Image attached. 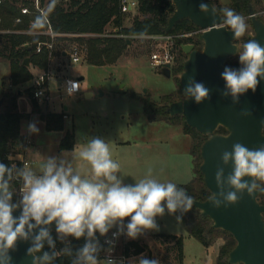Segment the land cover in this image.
<instances>
[{
    "label": "clouds",
    "instance_id": "clouds-1",
    "mask_svg": "<svg viewBox=\"0 0 264 264\" xmlns=\"http://www.w3.org/2000/svg\"><path fill=\"white\" fill-rule=\"evenodd\" d=\"M54 5L55 0H52L49 8ZM200 10L207 14L209 6L201 3ZM222 12L223 25L232 31L234 38L243 37L248 28L245 18L231 8H224ZM211 14L215 15L213 9ZM43 24V17L38 16L32 27L38 29ZM236 55L240 66L224 67L221 73L224 88L220 93L224 98L231 97L234 105L249 90L255 93L264 80V46L256 40H248L242 50L237 49ZM76 89L73 83L68 94ZM184 94L196 104L210 99V89L193 77L189 78ZM240 115L250 116L251 112L244 110ZM29 131L37 133L38 129L32 124ZM73 159L83 162L80 169L57 157H48L38 172L28 165L17 168L0 163V264H11L9 251L15 249L18 240H31L27 255L32 258V264H54L62 255L73 257L71 264H100L102 246L97 233L106 236L117 227L113 240L119 235L136 239L147 230H159L156 217L166 211L170 215L179 213L176 220L180 222L192 207L193 198L184 188L153 178L151 169L134 184H125L109 142L101 138L89 139L75 151ZM220 159L223 167L218 165L215 172L219 192L208 198L214 208L235 205L245 193L252 197L264 192V145L250 149L237 142L231 151H224ZM84 166L88 168L86 172L82 171ZM228 166L231 171L225 176ZM13 181L21 184L19 199L15 201ZM18 209L17 217L13 213ZM53 222L61 242L68 237L85 238L84 245L74 256L67 244L56 250L50 227ZM107 243L111 245L113 241ZM45 244L51 251H44ZM107 252L104 264H117L110 256L111 248ZM137 264H160V261L141 255Z\"/></svg>",
    "mask_w": 264,
    "mask_h": 264
},
{
    "label": "rangeland",
    "instance_id": "rangeland-1",
    "mask_svg": "<svg viewBox=\"0 0 264 264\" xmlns=\"http://www.w3.org/2000/svg\"><path fill=\"white\" fill-rule=\"evenodd\" d=\"M216 4H227L229 0H211ZM22 4V2H19ZM258 15L264 17V0L255 7ZM142 15L136 9L129 12L124 20L125 26L132 24L133 18ZM245 18V17H244ZM247 19L245 18V22ZM243 37L236 40L238 49L242 50L247 42V35L252 34L250 23ZM129 41L127 47L119 58L112 64L103 66L90 65L85 62V51L81 49L82 60L77 64H71L67 56L56 51L49 57L46 69L54 76L50 82L51 101L38 103L43 111L48 104V111L64 112L65 126L74 130L75 148L72 153L64 152L57 155L58 134L43 132L36 137V143L31 145L33 152L28 156L29 167L39 171L41 164L48 157L63 158L73 164L74 168L80 169L82 161L73 159L75 151L91 138L112 139L117 138L123 143L112 145L109 143L113 159L120 164V175L125 184H134L152 170L153 178L161 182H173L186 184L193 178V158L190 153L191 136L185 135L180 126H172L165 121H148L143 114L142 102L132 98V93L144 94L145 89L154 100L161 96L174 93L177 88V78L180 73H171L170 77L161 74L160 68L152 67L149 63L151 52L158 44L149 36H124ZM63 45L59 49L69 50L77 44L76 40H62ZM185 43V42H182ZM196 47H201L199 40ZM81 46V45H80ZM82 48V47H81ZM180 46L176 43V65L183 62L186 54H180ZM238 59V56H234ZM29 71L32 75L27 83L15 87L10 85L9 63L0 56V98L4 91H21L18 97V110L31 112L33 99L25 91L31 88L33 78L43 72L34 63H29ZM83 77L80 82V92L71 94L58 91L63 80L68 78ZM60 90V89H59ZM92 91L91 95H85V91ZM18 91V92H19ZM146 94V93H145ZM183 99V98H181ZM5 101L1 108L4 107ZM57 113V112H56ZM32 114V113H31ZM28 117L30 119L31 117ZM108 142V141H106ZM43 147L41 152L37 147ZM36 148L38 152L36 151ZM84 166L82 171H87ZM190 222L196 221V213L192 214ZM159 230H147L135 240L140 246L145 247L142 255L149 259H158L160 264H176V250L170 243H159L155 236L177 234L183 238V264H208L211 260V251L205 247L186 230L182 221L177 222L176 215L165 212L163 216L156 217ZM117 229L113 227L111 230ZM129 239V238H128ZM223 240V239H222ZM224 241V240H223ZM122 249H120L121 251ZM139 255L134 254L133 248L127 253V263L137 264ZM104 264V262H100Z\"/></svg>",
    "mask_w": 264,
    "mask_h": 264
},
{
    "label": "trees",
    "instance_id": "trees-1",
    "mask_svg": "<svg viewBox=\"0 0 264 264\" xmlns=\"http://www.w3.org/2000/svg\"><path fill=\"white\" fill-rule=\"evenodd\" d=\"M29 0H1L0 1V27L4 29H26L28 19L24 20L21 25L14 26V18L18 15L19 2L28 3ZM211 1V0H210ZM52 0H41V4L46 8L51 29L59 34L54 39L51 54L54 55L64 41L76 40L81 49L85 51V62L90 65L103 66L114 63L127 47V38L124 36H150L156 34H178L194 29H199L193 25L188 19H183L175 24L169 31L165 32L163 27L167 25L168 18L174 11L175 7L171 0H137V10L142 17L133 18L130 26L124 25V20L128 13L121 10L122 0H55L54 7L49 8ZM212 2V1H211ZM262 0H229L227 4H216V8L222 14V9L231 8L237 14L245 17L247 23H250L248 17V9L250 6L256 11L257 4H261ZM213 4V2H212ZM214 5V4H213ZM257 12V11H256ZM264 21V17L258 15ZM37 18V17H36ZM46 26L37 30H45ZM117 29V31H114ZM69 35V36H62ZM50 40L46 35H29L22 33H0V56H3L9 63V79L10 85L19 87L29 80L32 75L29 67L24 65V60L29 59V63H34L40 69H46L49 63V50L43 49L42 52L36 53L35 46L38 41ZM201 47L203 45L201 38L198 39ZM248 41L249 39L246 38ZM182 42H188L185 39H177L176 43L180 45ZM198 47V48H201ZM180 54H183L180 48ZM184 55V54H183ZM226 66L238 68L239 60L232 57L227 60ZM183 71V62L171 68V73L178 74ZM178 88L174 93L166 94L159 100H154L148 94L132 93L130 96L142 102L143 114L148 121H165L171 125H182L183 132L191 136L190 153L193 158V178L186 184H178V187L184 188L188 195L196 200H205L210 196V192L206 188L202 174L199 170L201 163L200 145L208 137L198 133L195 129L189 127L182 115L171 116L165 112L167 106L175 100L184 98L183 89L177 78ZM20 89H18L19 91ZM18 91H4L2 97L6 102L4 107L0 109V163L8 166L15 165L17 168L23 167V159H17L15 155L23 154L25 151L26 139L20 133L21 121L27 119L31 113L40 111L36 100L32 97L30 87L25 89L33 99V108L31 112L18 110ZM65 113L43 112L41 118L45 122V128L48 131L63 130ZM217 133H227L223 127H219ZM75 147V134L73 129L67 130L65 135L59 142L58 153L65 150H73ZM17 181H13L12 190L18 186ZM14 201L17 197L14 193ZM260 203L264 204V192H260ZM196 213V221L190 222L192 214ZM179 215V213L175 214ZM264 217V214H263ZM182 222L189 234L198 240L203 246H210L216 239L222 238L224 243L219 247L215 264L228 263V253L235 246L236 241L233 236L222 230L212 227V222L208 218H202L200 211L192 207L183 214ZM51 235L56 243V250L63 249L66 244L71 248L73 256L84 243L85 238L79 240L74 237H68L67 241L61 242L57 238L55 228H51ZM99 240L101 253L104 251V237L96 234ZM159 243H170L174 245L176 250V264L183 263V238L175 234L156 235ZM133 248L134 254L139 255L145 251V247L140 246L137 241L130 240L126 247L125 253ZM44 251H51L45 244ZM39 255V253H38ZM73 257L60 256L54 264H71Z\"/></svg>",
    "mask_w": 264,
    "mask_h": 264
},
{
    "label": "water",
    "instance_id": "water-1",
    "mask_svg": "<svg viewBox=\"0 0 264 264\" xmlns=\"http://www.w3.org/2000/svg\"><path fill=\"white\" fill-rule=\"evenodd\" d=\"M175 9L163 27L169 32L177 22L188 19L202 31L200 38L202 47L194 43H183L181 49L187 58L183 61V71L179 80L183 89L187 86L190 77L202 82L210 89V99L201 104L184 94L183 99L172 101L165 112L171 116L182 115L186 124L198 133L208 136L200 145L201 163L199 170L210 196L218 193L215 183L217 166L222 165L221 154L231 151L234 143H242L252 149L264 145V80H261L257 90H249L240 97L238 104H233L231 97L224 98L221 91L224 81L221 73L228 59L236 55L238 45L232 31L223 25V16L210 0H171ZM209 6V13L200 10V4ZM211 9L215 15L211 14ZM248 17L252 34L247 35L249 40L258 41L264 46V21L252 6L248 9ZM129 41H127L128 43ZM29 65V59L24 60ZM162 75L171 76V68L166 65L160 69ZM20 93V91L18 92ZM143 93L150 95L145 89ZM88 95V94H87ZM4 97L0 98V109ZM244 110L251 112L250 116H242ZM223 127L227 133H217ZM231 167H225V176ZM250 179V178H245ZM239 195V194H238ZM260 192L249 197L247 193L235 205H223L217 209L205 200L193 199V206L200 211L202 218H208L212 227L230 233L236 241L235 246L228 253L230 264H264V204L259 201ZM20 215V210L13 213ZM55 228V223L50 226ZM31 240H18L14 250L9 251L11 264H32V258L27 255Z\"/></svg>",
    "mask_w": 264,
    "mask_h": 264
},
{
    "label": "built area",
    "instance_id": "built-area-1",
    "mask_svg": "<svg viewBox=\"0 0 264 264\" xmlns=\"http://www.w3.org/2000/svg\"><path fill=\"white\" fill-rule=\"evenodd\" d=\"M1 1V0H0ZM138 2L137 0H122L121 2V10L124 13H129L137 9ZM19 9L18 15L14 18L13 25H21L24 23V20L28 19V25L26 30L20 29H2L0 28V33H27V34H44L49 37L50 40L46 41H38L36 42L35 52L40 53L43 49L49 50V57L52 56L51 51L54 45V39L59 35L55 33L50 26V22L48 16L46 14V8L41 4V0H29L28 3L17 4ZM41 16L44 20V25L46 26L45 30H37L33 29L32 24L35 21L36 17ZM1 23V18H0ZM117 31V29H114ZM203 30L194 29L178 34H156L150 35L149 37L156 41L158 44L157 48L154 49L149 57V63L152 67L162 69L166 65H169L172 68L175 65L176 55H175V46L177 39H185L188 42L185 43H196V41L200 38V35ZM69 36V35H62ZM181 43L179 46L181 48ZM196 46V44H195ZM62 55L67 56L71 62V64H77L82 60L81 47L78 44L72 45L69 50H60ZM54 76L51 74L50 70L45 69L40 74L36 75L31 84L32 97L38 103H48L51 101L52 97L50 95V82ZM75 83L76 89L72 94H77L80 92V82L78 78H68L66 77L61 87L58 89L59 91L63 90L68 93V89L71 88L72 84ZM65 116V115H64ZM66 117V116H65ZM25 165H30V162L27 160L23 161V167ZM19 184L14 190V193L19 199V189L21 184ZM118 229L110 230L106 236L104 237V251L101 253L99 259L100 262H104V258L106 255H109L107 250L111 248L110 256L112 259L117 261V264H128L127 263V254L125 253V247L127 243L130 241L126 235H119L118 238L113 240V233L117 232ZM112 240L113 243L110 245L107 241ZM120 249H122L120 251Z\"/></svg>",
    "mask_w": 264,
    "mask_h": 264
},
{
    "label": "crops",
    "instance_id": "crops-1",
    "mask_svg": "<svg viewBox=\"0 0 264 264\" xmlns=\"http://www.w3.org/2000/svg\"><path fill=\"white\" fill-rule=\"evenodd\" d=\"M2 29H4V28H2ZM26 29H20V30H26ZM22 34H27V33H22ZM29 35H44V34H29ZM82 78L83 77L81 76L78 79L81 80ZM87 94L92 96V91H87L86 90L85 91V95H87ZM19 95H21V91H20ZM66 110H67V108L65 107V109L63 110L64 111L63 113H65ZM43 112H49L48 111V104L46 105V108H45L44 111L42 109H40V111L32 113L30 119L27 118V119H24V120L21 121L20 133L26 139V144H25L26 146H25V151H24V153L22 155L21 154L15 155V157L17 159L27 160L28 156L31 154L30 152H33L30 146L34 145L36 143L37 135L41 134L43 132L55 133V134L59 135L58 136V143H57V155H60L61 153H64V152L72 153L74 151V149H73V150H65V151H62L61 153H58L59 142L62 139V137L65 135L66 131L69 130V129L65 126L63 130H59V131H56V130L48 131V130H46L45 122L41 118V113H43ZM51 112L59 113L58 111H51ZM32 124H34L36 126V128L38 129L37 133H32V132L29 131V126L32 125ZM172 126H180V125H172ZM180 130L182 131L183 134H185L183 132L182 127H181ZM185 135H188V134H185ZM105 141H108L112 145L113 144L114 145H118V144H123V143H130V141H125V142L118 141L117 138H115V137L112 138V139L111 138L110 139H105ZM34 149H36V148H34ZM37 149L40 150L41 152H43L44 146L43 147H37ZM37 149H36V151L38 152ZM127 222H128V220L125 219L124 223L127 224ZM175 235H177V234H175ZM223 243H224V241L222 240V238H218L210 246H208V247L204 246L206 250L211 251V260H210V262L208 264H215L216 258H217V255H218V251H219V247ZM142 254H143V252L141 253V255Z\"/></svg>",
    "mask_w": 264,
    "mask_h": 264
}]
</instances>
